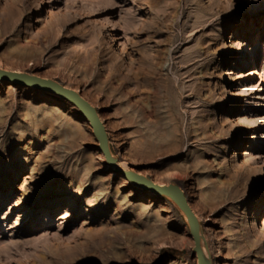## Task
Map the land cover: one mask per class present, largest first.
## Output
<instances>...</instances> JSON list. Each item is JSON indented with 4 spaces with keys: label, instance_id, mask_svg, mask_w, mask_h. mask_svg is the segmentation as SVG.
<instances>
[{
    "label": "rangeland",
    "instance_id": "374dc122",
    "mask_svg": "<svg viewBox=\"0 0 264 264\" xmlns=\"http://www.w3.org/2000/svg\"><path fill=\"white\" fill-rule=\"evenodd\" d=\"M0 69L80 92L121 166L184 190L212 264H264V0H0ZM194 247L75 106L0 82V264H199Z\"/></svg>",
    "mask_w": 264,
    "mask_h": 264
},
{
    "label": "water",
    "instance_id": "95a60500",
    "mask_svg": "<svg viewBox=\"0 0 264 264\" xmlns=\"http://www.w3.org/2000/svg\"><path fill=\"white\" fill-rule=\"evenodd\" d=\"M0 82L12 84L19 88H31L50 93L75 106L93 129L94 136L99 143V150L104 155L109 167L115 168L116 174L121 175L124 179L145 192L160 197H167L172 200L187 217L191 235L195 242L194 251L199 264H212L211 259L206 255L203 249L204 238L202 235L201 223L192 209L190 200L184 190L176 184H158L152 179L135 171H123L119 167L118 160L112 153L110 139L104 122L101 120L99 111L80 92L68 88L60 82L52 79L4 69H0Z\"/></svg>",
    "mask_w": 264,
    "mask_h": 264
},
{
    "label": "bare ground",
    "instance_id": "6f19581e",
    "mask_svg": "<svg viewBox=\"0 0 264 264\" xmlns=\"http://www.w3.org/2000/svg\"><path fill=\"white\" fill-rule=\"evenodd\" d=\"M251 48V47H250ZM250 48H247V49H244V51L242 52V53H244V54H250L251 52H252V50L253 49H250ZM78 92V91H77ZM102 120V119H101ZM103 122V121H102ZM119 167L122 169V170H124V171H126V172H128L129 170H127V169H125L123 166H121L120 164H119ZM193 209V208H192ZM195 212V211H194ZM196 214V213H195ZM196 216H197V214H196ZM197 218H198V216H197ZM199 219V218H198ZM204 238V237H203ZM205 242V241H204ZM204 242H203V249H204V251H205V253H207L206 252V250H205V248H204V246L206 245V243L204 244Z\"/></svg>",
    "mask_w": 264,
    "mask_h": 264
}]
</instances>
